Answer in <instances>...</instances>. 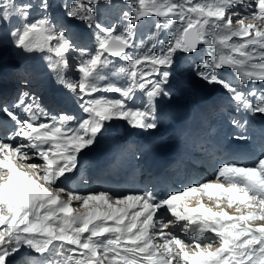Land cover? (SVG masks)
<instances>
[{
    "label": "snow or ice",
    "instance_id": "obj_1",
    "mask_svg": "<svg viewBox=\"0 0 264 264\" xmlns=\"http://www.w3.org/2000/svg\"><path fill=\"white\" fill-rule=\"evenodd\" d=\"M101 3L110 0L61 5L67 18L95 30L90 49L75 45L66 27L57 28L50 0H0V22L21 20L10 31L15 47L47 53L57 81L80 94L86 114L75 125L67 114L50 117L35 98L28 102V92L11 107H0L13 124L0 138V264H11L25 248L43 258L39 264H264V153L250 164L223 162L213 181L162 198L149 192L80 194L62 184L112 121L157 127L154 104L169 95L166 85L179 54L199 53L200 62L193 64L197 77L220 86L238 111L264 117V0H125L132 7L122 14V29L100 22ZM33 11L39 15L30 18ZM152 16L162 20L157 30L174 31L160 41L159 52L153 46L130 56L137 48L135 27ZM73 52L79 57L75 79L68 75ZM108 57L126 62L117 71L127 82L103 85L120 98L94 95L107 79L102 73L111 64ZM225 70L235 74V82L224 78ZM137 91L147 101L133 108L128 102ZM231 123L243 129L248 120ZM192 197L200 198L197 207L182 204ZM204 197L215 198V207ZM165 209L168 217L161 214Z\"/></svg>",
    "mask_w": 264,
    "mask_h": 264
},
{
    "label": "bare ground",
    "instance_id": "obj_2",
    "mask_svg": "<svg viewBox=\"0 0 264 264\" xmlns=\"http://www.w3.org/2000/svg\"><path fill=\"white\" fill-rule=\"evenodd\" d=\"M99 7H101V5ZM102 14L98 15L101 23L105 25L115 24V20L112 19L114 17L105 19L108 14L105 15L106 17H102ZM160 20L161 18L159 17H150V19H148L147 23H145V32H148L147 35H151L154 30H156L155 25ZM18 25H20L19 19L16 18L11 21L0 22V107H11L17 101L18 94L14 89L24 87L30 89L29 91L31 92V89H33V92H35L41 87L39 93L36 95L37 100L35 99V101L39 102L38 104L42 109H48L50 105H54V110L75 115L74 118H76L78 122L83 118V114L85 118L86 114L80 107L81 101L78 99L79 96L73 97L74 93L68 91L57 81L55 74L49 67V61L46 59L48 54L25 53L15 47L12 42V37L10 36V31ZM115 25L120 27L123 24L117 22ZM78 26L75 25L72 20L66 23L68 34L75 45L78 47H85L86 45L89 46L91 44L90 42H95V30L88 32V30L80 29ZM139 30L140 31L135 34V40L139 34H143L140 28ZM147 35L145 37H148ZM169 37L170 35L167 34L162 36V41H166ZM138 47L141 49L145 48L143 51H146L148 47L153 46L151 42L138 43L135 50H129V55L132 56L136 51H141ZM159 49L156 51L159 52ZM16 52L20 53L19 59L14 57ZM72 54L69 56L71 62L73 58H76V60L78 59L77 53L73 52ZM184 57H187V65L192 68L194 61H196L194 60L196 55L190 56L187 54ZM108 59L111 61V64L108 66L109 68L106 67L108 68L106 70L107 79L104 82L116 84L126 83V78L117 71L122 66L126 67L125 60L116 57H108ZM177 67L176 65L172 69V75L166 85V91L169 92V95L161 96L155 101L154 116L157 127L155 129H143L144 136L142 138H137L134 136L132 127L128 125L126 121H112L107 131L109 133L106 132L94 146L90 149H86L79 155L77 168L72 173H67L66 176L62 178L63 186L80 194L98 191H107L111 193L112 190H115L111 194L119 196L126 194L124 190L134 181L133 185L137 188V194L149 192L155 194L157 197V186L163 187L167 182L172 181H174L175 186H181L180 182L185 180V177L176 174L184 172L187 164L196 167L195 173L198 174V178L197 181L192 182L194 184L197 182L213 181L218 167L223 162L231 160V162L235 161L241 165L249 164V160H256V158L259 157L260 151L264 153V123H262L264 117L261 116L254 119V116H250L242 110L238 111L234 109L237 105L234 101L227 99L223 90H217L215 89V85H209L201 80L195 75V70L190 68L193 70L190 71V69H182V67L177 70ZM225 73H232L235 80V74L232 71L225 70ZM69 76L74 79L78 74H71ZM30 77L34 79L32 84L29 82L31 80ZM35 83L38 84V87ZM198 83L201 85L195 86ZM19 92L22 93V91ZM23 92H26V90ZM31 92H28L30 98H28L29 103H31L30 101L32 98H36L34 97L35 95H30ZM98 93L100 94L97 96L103 95L108 98H120L118 93H106L103 86H101V90ZM114 94L116 96H114ZM46 101L48 105L42 107V103L45 105ZM133 101L134 104L130 105V107H141L146 103L147 98L142 92L137 91ZM227 109H232L234 116H232L231 112L229 113ZM222 112H226L227 114L225 113L226 115H224ZM19 114L22 117L24 115L23 112ZM54 114H50V117ZM1 117L4 118L2 115ZM233 118L238 120L247 119V124L252 122V124L248 126L249 132L242 131L241 128L234 126L231 123ZM78 122L73 123V125ZM220 125L223 126V129L219 128ZM254 128H258V133L256 132V134H254L256 141H253V144L249 143V146L245 148L240 147L239 145H242V143L245 142L242 141L245 139H237L236 137L240 135L247 136V134L251 135ZM12 130L2 131V129H0V138L6 137ZM192 133L195 137L191 142L189 135ZM204 139L205 142H202ZM246 139H249V137ZM197 140H200V144L203 143L205 146L208 143L206 152H209L210 148L214 149L213 152L205 157L203 156L205 151L199 154V151L202 150L200 148L199 151H192V145L193 143H197ZM215 145H217L218 148H216ZM114 147L115 150H112ZM104 152H107L106 158L108 160L106 159V161H110L112 158L114 161L106 166V170L104 171L106 173L105 176H101L98 175V173H103V169L97 173L90 165H92V161L96 157L102 155ZM162 152L168 154L180 152L182 157L178 160L179 164H177L175 170L168 172L167 175L164 176L165 179L157 181L155 185L150 183L151 187H147V185H149L148 178L145 175H142L143 178H136V174L139 172L143 173V164L147 159ZM111 153L114 154L112 155ZM217 154L220 155L218 159V156H216ZM226 154L228 155L226 156ZM109 155L112 157L110 160ZM222 156H224V158H222ZM183 162H186L185 166H181ZM196 163L198 164L195 165ZM87 166H90V168ZM202 169L205 170L203 174L201 173ZM83 172H86L84 176ZM85 174L88 175L87 179L90 181L88 186L84 183ZM113 179L116 182H114ZM82 186L83 190L80 189ZM181 187L185 188V186ZM199 199V197H192L182 202V204L187 203L189 207H197ZM207 199L206 197L203 198V202L209 207H215L217 203L215 198L211 199L212 203H207ZM74 206H76L75 202ZM180 210L183 211L182 206ZM229 212L235 214L234 209H229ZM161 214L166 217L170 215L169 213L164 214L162 211ZM42 259L43 258L38 254L30 252L25 248L21 253L11 258V264H39Z\"/></svg>",
    "mask_w": 264,
    "mask_h": 264
},
{
    "label": "rangeland",
    "instance_id": "obj_3",
    "mask_svg": "<svg viewBox=\"0 0 264 264\" xmlns=\"http://www.w3.org/2000/svg\"><path fill=\"white\" fill-rule=\"evenodd\" d=\"M70 1V0H69ZM15 2L16 3H20V2H22V0H15ZM64 3V1H61V0H50V5H51V7H50V9H49V11L51 12V14H52V17H53V20H54V22L56 23V25H57V28H60V27H66V23L68 22V21H71L72 19H69V18H67L65 15H64V11H63V8L61 7V5ZM120 3V4H119ZM102 4H103V6H102ZM115 5V6H114ZM108 6V7H107ZM110 6V7H109ZM131 7H132V5L130 4V3H125V0H110V3H108V4H105L104 5V3H101V7H99L98 8V15H100V14H102V17H106L105 15H107V17L105 18V19H108L109 17L111 18V17H114V18H112V19H114L115 20V24L118 22V23H121V24H123V25H121L120 27H121V29L124 27V21H123V16H122V14L124 13V12H126V11H129L130 9H131ZM123 10V11H122ZM104 11V12H103ZM36 15H39V12L38 11H33V13H31V15H30V18H32V17H34V16H36ZM152 17H154V16H152ZM116 18V19H115ZM158 18V17H157ZM120 19V20H119ZM148 19H150V17H148V18H145L144 20H142L141 22H138V24H137V26L135 27V34H137L138 33V31H140L139 30V28L142 30L141 32H143V34H139V36L136 38V44L138 45V43H146V42H151V44H152V46H154V48H155V50H157V49H159V48H161V43H160V41H162L163 39H162V36H164V35H170L171 36V34H172V31H174V29H170V28H168V27H165V28H163V29H161V30H157L156 28V30H154V32L153 33H155L156 35L154 36L153 35V33L151 34V35H147L148 34V32H145V28H146V26H145V23H147V21H148ZM73 21V23L75 24V25H79L78 27H80V29L82 28V29H85L86 31L88 30V32H92L94 29H91V28H88L87 26H86V24L84 23V22H82V21H79V20H72ZM143 22H144V25H143ZM19 23H21V20H19ZM158 23H162V20H160V21H158ZM141 26H142V28H141ZM145 26V27H144ZM144 27V28H143ZM68 29V28H67ZM137 30V31H136ZM148 36V37H145V36ZM136 36V35H135ZM91 44L89 45V46H85V47H88V48H90V49H94V46H95V42H90ZM93 43V44H92ZM157 47V48H156ZM141 51H143V49H145V48H143V49H141L140 47H138ZM160 50V49H159ZM158 50V51H159ZM201 51L202 52H206L207 51V49H201ZM72 54V53H71ZM73 55V54H72ZM186 56L185 54H179L178 56H177V58H176V65L178 66L177 68V70H179V68L180 67H182V69L184 68V69H190L191 67H189V65H187L188 63H187V61H188V59H186L187 57H184V56ZM188 55H190V56H192V54H188ZM196 55V58H194V60H196V61H194V63H199L200 62V60H201V55L198 53V54H195ZM75 56V55H74ZM194 56V55H193ZM14 57L16 58V59H19L20 58V53L19 52H16L15 54H14ZM189 57V56H188ZM70 58V57H69ZM197 58H199V59H197ZM78 59H79V57H78ZM76 58H73L72 59V65H73V68H72V70L70 71V73H69V75H73V74H76L75 73V63H76ZM193 63V62H192ZM175 65V66H176ZM118 67V66H117ZM109 68V67H108ZM108 68H105V69H103V73L102 74H104V75H106V70L108 69ZM191 69H193V70H195L194 69V67L192 66V68ZM190 69V71H193V70H191ZM175 74V73H174ZM233 76L234 75H232V73H229V74H226V73H224V78L225 79H230V80H233L234 82H235V80H234V78H233ZM31 78V80L29 81L30 82V84H32V82H34V79L32 78V77H30ZM75 78H77V77H75ZM74 78V79H75ZM233 78V79H232ZM21 79H23V78H21ZM103 83H105L104 81H102L101 82V86H103L102 84ZM35 84H37V83H35ZM201 84H196L195 86H200ZM16 86V85H15ZM37 87H38V84L36 85ZM26 87V86H25ZM40 88L41 87H39V90H36L35 92H33V89H31L32 90V92L31 91H29L30 89H27V88H18V89H14L15 90V92H17V94H18V96L20 95V93L21 92H19V91H25L26 90V92H31L30 93V95H32V96H34V97H36L35 99L37 100V93H39V91H40ZM259 88H260V85L259 84H257V87H256V90H257V95L259 94ZM189 89H190V87H189ZM215 89H217V90H223L220 86H218V85H215ZM214 89V90H215ZM209 90H210V88H209ZM246 90H250V87L249 88H246ZM214 92V91H213ZM223 92L226 94V97H227V99L228 100H231L230 99V97L229 96H227V93L223 90ZM34 93V94H33ZM106 93H110V92H107L106 91ZM100 93H97V94H94V95H99ZM109 95V94H108ZM77 97V96H80L79 95V93L77 92V93H74V95H73V97ZM114 96H116L115 94H114ZM30 99V98H29ZM28 99V100H29ZM79 99V98H78ZM80 100V99H79ZM30 102H32V100L30 101ZM36 103L38 104L39 102H37L36 101ZM48 102L46 101V104L44 105L43 103H42V107H46L48 104H47ZM129 103V106L130 105H133L134 104V101H129L128 102ZM234 109H237V107H235ZM44 111H47L48 113H49V116H50V114H54V113H56V114H54L53 116H59L60 114H67V115H69V116H72V117H75V115H70L69 113H67V112H57L56 110H54V105H50L49 107H48V109H43ZM227 111H229V113L231 112V114H232V116H234L233 114H234V112H232V109H227ZM224 115H226L227 113L226 112H222ZM226 113V114H225ZM231 114H228V115H231ZM83 118H84V114H83ZM83 118H81V119H83ZM41 119H43V117H41ZM80 119V120H81ZM44 122H46V121H44ZM76 122H78L77 121V119L76 118H74V122L73 123H76ZM220 124V123H219ZM252 124V122H250L249 124H247L246 125V127L245 128H243L242 129V131H246V132H249V130H248V126L249 125H251ZM219 128H222L223 129V126L222 125H220L219 126ZM257 129L258 128H254L253 129V132H252V134L251 135H249V134H247V136H245L246 138L247 137H249V143L251 144H253V141L255 140L256 141V139H255V137H254V134H256V132H257ZM250 130H251V128H250ZM258 133V132H257ZM210 134H212V133H210ZM206 135V134H205ZM189 139H191V142H192V140L194 139V135H193V133L192 134H190L189 135ZM202 142H205V139L202 141ZM247 142H244V143H242V145L240 146V147H243L245 144H246ZM200 140H197V143H193V145H192V151L194 150H198L199 151V149L198 148H200L202 145H203V150L205 151V150H207V145H208V143L206 144V146L202 143V144H200ZM198 145H199V147H198ZM198 147V148H197ZM215 147L216 148H218V146L217 145H215ZM204 151H202V150H200L199 151V154H201L202 152H204ZM224 151V150H223ZM206 152V151H205ZM262 154V152L260 151V155ZM228 154H226V156H227ZM259 155V156H260ZM219 157H217V159H218ZM222 158H224V156H222ZM179 160V159H178ZM113 161H114V159H113ZM113 161H112V163H113ZM231 160H229V161H227V162H230ZM252 161H254V160H249V162L251 163ZM248 162V163H249ZM249 163V164H250ZM110 164H111V162H110ZM198 163H196L195 165H197ZM195 166L194 167H192V169L193 170H195ZM87 170H88V168H87ZM84 173H86V172H83V176H84ZM202 173V172H201ZM197 174V173H196ZM195 174V175H196ZM203 174V173H202ZM138 174H136V176H137ZM199 176H200V174H199ZM87 177H88V175L87 174H85V181H84V183H86V185L88 186L89 184H90V181L87 179ZM139 176H137L136 178H138ZM134 184V181H133V183H130L129 184V186H128V188L127 189H125L124 191L126 192V194H129V193H132V194H137V188L133 185ZM184 187V186H183ZM81 190H83V186H82V188H80ZM184 188H182V190H183ZM80 190V191H81ZM113 193V192H112ZM170 194V193H169ZM205 198V197H204ZM207 198V197H206ZM204 201H206V200H204ZM207 203H212V201L211 200H209V199H207V201H206ZM162 213H164V214H168V212H167V210L165 209V210H162Z\"/></svg>",
    "mask_w": 264,
    "mask_h": 264
},
{
    "label": "water",
    "instance_id": "obj_4",
    "mask_svg": "<svg viewBox=\"0 0 264 264\" xmlns=\"http://www.w3.org/2000/svg\"><path fill=\"white\" fill-rule=\"evenodd\" d=\"M135 135L138 137L143 136V130L141 128H134Z\"/></svg>",
    "mask_w": 264,
    "mask_h": 264
}]
</instances>
